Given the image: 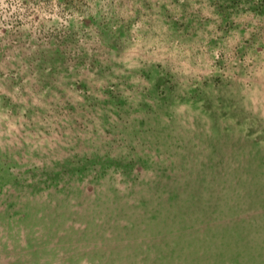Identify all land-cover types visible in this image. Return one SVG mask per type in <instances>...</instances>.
<instances>
[{
    "label": "rangeland",
    "instance_id": "374dc122",
    "mask_svg": "<svg viewBox=\"0 0 264 264\" xmlns=\"http://www.w3.org/2000/svg\"><path fill=\"white\" fill-rule=\"evenodd\" d=\"M0 264H264V0H0Z\"/></svg>",
    "mask_w": 264,
    "mask_h": 264
}]
</instances>
